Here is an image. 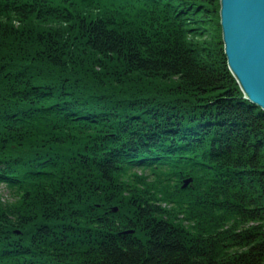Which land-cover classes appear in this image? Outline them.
<instances>
[{
  "label": "trees",
  "instance_id": "trees-1",
  "mask_svg": "<svg viewBox=\"0 0 264 264\" xmlns=\"http://www.w3.org/2000/svg\"><path fill=\"white\" fill-rule=\"evenodd\" d=\"M220 9L0 0V264H264V110Z\"/></svg>",
  "mask_w": 264,
  "mask_h": 264
},
{
  "label": "water",
  "instance_id": "water-1",
  "mask_svg": "<svg viewBox=\"0 0 264 264\" xmlns=\"http://www.w3.org/2000/svg\"><path fill=\"white\" fill-rule=\"evenodd\" d=\"M220 4L228 67L245 98L264 110V0H220ZM191 181L186 179L184 187Z\"/></svg>",
  "mask_w": 264,
  "mask_h": 264
},
{
  "label": "rangeland",
  "instance_id": "rangeland-1",
  "mask_svg": "<svg viewBox=\"0 0 264 264\" xmlns=\"http://www.w3.org/2000/svg\"><path fill=\"white\" fill-rule=\"evenodd\" d=\"M184 184H185V182H184ZM0 189L3 190V187H0Z\"/></svg>",
  "mask_w": 264,
  "mask_h": 264
}]
</instances>
